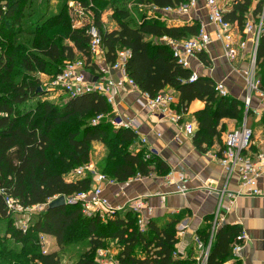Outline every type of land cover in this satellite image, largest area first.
<instances>
[{
  "label": "trees",
  "instance_id": "1",
  "mask_svg": "<svg viewBox=\"0 0 264 264\" xmlns=\"http://www.w3.org/2000/svg\"><path fill=\"white\" fill-rule=\"evenodd\" d=\"M27 1L0 0V18L14 19V28L21 23L14 29L12 41L5 42L0 36V189L24 207L46 204L61 195L71 197L87 192L92 186L91 176L68 182L66 175L92 163L96 144L104 145L109 153L102 173L117 182L124 183L138 176L148 178L153 171L168 175V168L160 159L152 156L146 160L147 150L138 153L132 150L138 140L133 131L114 129L107 121L92 125L99 115L114 116L105 97L91 93L52 105L45 99L46 91L38 93L41 81L36 74L53 77L63 70L64 63L80 60L91 72L96 73L98 66L90 51L88 28H74L71 22L68 2L72 0H42L36 20L22 21L27 15L21 8ZM54 1L56 4L52 7ZM77 1L87 5L88 1L101 0ZM107 1L114 8L113 19L118 30H104L100 11H93L103 38L107 64L116 62L119 51L129 50L127 73L141 92L155 98L166 88H172L179 94L177 110L182 115L188 112L193 101L204 102V109L195 113L198 128L194 145L199 151L208 153L216 142L222 144L224 128H219L221 122L225 119L242 121L244 104L232 96L221 97L216 83L209 78L199 77L190 83L192 71L180 65L171 48L159 41L164 37L173 40L195 37L200 32V24L169 27L158 20L159 16L142 18L140 23L128 10L129 0ZM189 1L137 0V3L163 9ZM119 3L123 6L116 5ZM250 12L258 22L264 15V0L239 1L225 14V19L242 30ZM20 36L24 37L20 39ZM26 36L30 39H24ZM199 56L204 64H211L207 55ZM257 66L264 91V26L257 50ZM16 75L23 78L15 80ZM64 125L69 128L64 137L68 147L60 156V164L55 165L49 152L55 144L56 130ZM1 222L6 228L0 264H60L58 253L43 255L40 234L54 237L61 248L84 239L87 251L73 264H98V250L108 249L110 243L119 246L116 259L120 264H193L181 255L174 256L178 253L177 226L181 222L175 216L151 219L142 233L137 215L131 210L118 212L104 223L99 216L85 217L78 204L66 205L44 211L27 232H23L15 225L5 196L0 192V225ZM238 235L237 228L222 226L214 237L207 264H228ZM206 238L209 241L210 234Z\"/></svg>",
  "mask_w": 264,
  "mask_h": 264
},
{
  "label": "built area",
  "instance_id": "2",
  "mask_svg": "<svg viewBox=\"0 0 264 264\" xmlns=\"http://www.w3.org/2000/svg\"><path fill=\"white\" fill-rule=\"evenodd\" d=\"M224 0H205V7L208 13V24L214 27V33L207 29L206 25H201L198 35L192 38L183 40H173L168 37L161 39V42L168 45L178 63L185 69H191L192 59H197L198 56L207 51L208 47L213 42H220L223 47L225 58L234 63L240 59L241 53L247 49L248 43L251 41L253 48L249 54L250 65L244 71V81L246 96L244 98V119L243 124L239 129L227 132L223 135L224 149L221 155H214L221 166L227 173L228 180L238 178L241 185V190L237 193L227 192V196L236 199L241 195L264 196V193L258 188V180L264 175V146L254 149V132L249 127L250 113L259 116L264 110L253 107V98L256 96L264 104V91L261 89V82L258 76L257 66V50L259 40L263 32L264 15L260 16L258 22L253 20V17H248L243 29L238 25L230 23L225 19V9L223 7ZM198 0H190L187 4H181L176 7L157 8L152 7L155 13L165 17H180L189 15L194 10L197 11ZM68 8L73 13L75 20L74 28H88V34L91 37L90 51L93 59L105 55L103 47V38L101 32L95 24L94 12L90 10L89 5H84L82 2L72 0L68 2ZM77 24V25H76ZM131 57L129 50H121L117 54L116 62L113 65H101L95 62L98 66L96 74H90L86 71V63L84 61H76L67 63L63 70L53 76L49 81L48 86L45 85L51 93L60 92L67 95V98H76L86 94L97 93L107 100V103L112 108V114L99 115L93 121L92 125L97 126L100 123L107 121L115 129H128L139 136L140 123L135 118L126 117L116 114L117 97L122 91H130L139 93L138 104L151 116L161 117L167 121L177 125L187 136L193 137L196 133V127L193 123L185 122L182 114L176 109L177 100L174 92L162 91L155 98H151L148 94L140 91L135 81L131 79L127 73V63ZM111 71L118 74V81H114L109 75ZM98 77L94 82V78ZM199 78L196 72H192L189 80L190 83L195 82ZM216 90L221 97L230 96L224 83H217ZM56 94V93H55ZM141 144L146 147V160L155 156L154 151L148 146L146 138H141ZM87 175L92 177L91 189L87 192L77 193L71 197H66L67 205L78 204L82 209V214L85 217H101L113 218V216L129 208L137 215L138 227L140 232L144 233L149 225L152 216V208L144 199H134L129 201L124 206L115 207L104 196L106 186H120L121 190L125 188V184L131 181H138L144 178L138 176L130 179L127 182H117L105 174L97 170L93 163L81 166L73 171L66 180L68 182H76L84 179ZM170 178V177H169ZM169 182H172L169 180ZM188 180L181 177L177 184L178 192L186 194ZM1 194L5 196L6 205L10 213L21 215L20 213H34L37 211L48 210V205L57 197L51 199L48 203L35 205L32 207H24L16 199L8 196L3 189H0ZM226 193V190H224ZM222 193V196L224 195ZM222 201L214 213L211 223V231L209 243H204L200 237H195V243L200 252L196 259V264H207L210 255V250L213 244L214 237L218 230L225 222L224 214L222 213ZM27 222L22 223L20 229L23 232L28 230ZM181 226L179 232L184 230ZM47 235L40 234L39 243L43 255H48L45 249L47 244ZM248 236L245 232H241L232 246L233 261L240 260L241 264H246L243 258V250ZM175 257H179L178 253H174ZM96 262L98 264H120L117 259L109 255L107 249H100L97 252Z\"/></svg>",
  "mask_w": 264,
  "mask_h": 264
},
{
  "label": "crops",
  "instance_id": "3",
  "mask_svg": "<svg viewBox=\"0 0 264 264\" xmlns=\"http://www.w3.org/2000/svg\"><path fill=\"white\" fill-rule=\"evenodd\" d=\"M239 1L242 0H224L222 4L226 13L231 11ZM104 15L102 16L104 30H118L119 26L112 20L114 25L108 27V21ZM167 19V21H162L169 27H180L197 22L200 26L206 25L207 29L214 33V27L208 24L205 0H198L197 11L194 10L189 15L180 17L168 16ZM138 22L141 23V19ZM154 40L157 41L156 38ZM252 48L250 41L247 49L241 53L240 59L230 63L224 56L221 43L213 42L207 51L201 53L207 55L211 64H204L198 56L197 59H192L190 70L196 72L199 77L213 80L216 84L224 83L230 96L243 103L246 96L243 73L249 66V54ZM94 62L101 65L107 63L105 55L97 57ZM109 75L114 81H118V74L115 71H111ZM165 91L174 92L169 87ZM174 93L177 109L179 94ZM61 94L64 97L67 96L64 93ZM138 98L139 93L137 92L122 91L117 97L116 114L124 118H135L140 123L137 144L132 150L136 153L146 150V147L141 144V138H146L155 157L164 163L169 174L128 182L123 190L118 185L106 186L104 196L115 207L124 206L131 200L141 198L147 201L152 208L151 219L162 220L172 216L181 219L177 226L179 240L177 251L182 259L193 261V264H196V259L200 254L195 237L198 236L204 243H209L206 237L210 234L214 213L222 201V213L225 217L223 226L235 227L239 234L245 232L248 236L243 250L244 261L246 264H264V196L241 195L235 200L227 196V192H239L241 185L238 178L228 180L225 169L214 157L224 147L223 143L216 142L208 153L199 151L194 145V136H187L177 125L166 119L151 116L141 109ZM204 107V102L195 100L190 104L188 112L183 114L184 121L193 123L196 131L198 123L195 113ZM253 107L264 110V104L256 96L253 98ZM249 117V125L254 132V149L261 148L264 146V113L257 116L252 112ZM242 124L243 120L225 119L219 128L223 127L225 134L239 129ZM181 177L188 180L186 194L178 192L177 184ZM257 186L264 193V175L258 180ZM17 217L20 218V216ZM181 226L185 229L179 232ZM107 250L109 255L116 259L118 252L114 253L110 248ZM228 264H241V261L232 259Z\"/></svg>",
  "mask_w": 264,
  "mask_h": 264
},
{
  "label": "rangeland",
  "instance_id": "4",
  "mask_svg": "<svg viewBox=\"0 0 264 264\" xmlns=\"http://www.w3.org/2000/svg\"><path fill=\"white\" fill-rule=\"evenodd\" d=\"M41 2H42V0H28L25 3V6H22V8H21L23 10V14L27 15V17H25L22 21H27L28 19L30 21L36 20V18L38 16L37 11L41 5ZM55 4L56 3L53 2L51 4V6L54 7ZM87 4L89 5V8L91 11H95L97 9H98V12L100 11L99 13L101 14V19H102V16L104 14L106 15V20L108 21V23H107L108 27L114 25V23L112 22V21H114V19H113L114 8L110 2H108L107 0H101L97 3H94L92 1H88ZM116 5L117 6H123V3H119ZM125 5H126V2H125ZM127 7H128V10H130V12H132L133 17H135L137 19V21H139L142 18L148 19L149 17H152V16L153 17L159 16V19H158L159 21L160 20H163V21L168 20L167 19L168 17H165L163 15L155 13V11L152 9V7L149 8L146 5L138 4L137 0H129ZM228 7H230V6H228ZM68 11H69V16H70L71 22L75 26V23H74L75 20L73 19L74 14L71 13L70 8H68ZM251 12H250V15L248 16L250 18L252 17ZM29 14H30V17H28ZM253 20L256 21L255 17H253ZM14 23H15L14 19L4 20V19L0 18V36L3 40H6L5 42H7V41L10 42L14 39L15 35L13 34V31L15 28L19 27V25L21 24V23L19 25L16 24L15 28H14V26H13ZM23 37L24 36H20V39H22ZM24 39H30V38L26 36V38H24ZM248 62L250 65V61H248ZM65 65L66 64L64 63L62 66H65ZM86 71L90 74H93L88 68H86ZM36 77H38L40 79V81H41L40 87H42L43 91H46L47 96L45 95L46 96L45 99L47 101H49L50 104L58 105V104H62L63 102H65L67 100V96L64 97V96H62V94L60 92H56V91H55L56 94L51 93L52 91L48 90V88L45 86V85L48 86L49 81H51V79H52L51 76H48L46 74H36ZM22 78H23L22 75H16L15 76V80H21ZM248 121H250V117H249ZM249 127H250V125H249ZM68 131H69L68 126L64 125V126L59 127L54 134L53 139L55 141V144L51 148V150L49 152V156L55 165L60 164V156L64 153V151L68 147L67 142L64 140V137L67 136ZM108 154H109L108 150L104 145H102V144L94 145L92 163L94 164L95 168L97 170H99L101 173H102V167L105 166L106 159H108ZM74 170H71L70 172H68L66 175V178L69 175H71ZM159 175H160V173H158L157 171H153L151 173L150 177L151 178L157 177ZM125 210H129V208H127ZM42 213H43V211H37L34 213H27V214L26 213H20L21 215L13 214L12 217L15 221V225L18 226L19 228L21 227V222L22 223L27 222L28 227H30L36 221L37 217L39 215H41ZM17 216H20V218H18ZM109 219L110 218L103 219L104 223H107V221H109ZM5 228H6V226L4 225V223L1 222V225H0V249H5V247H4L5 243L3 244V240H4L3 237H4ZM47 236H48L47 237V244L44 245L45 249L48 251V255L52 254V253H58L59 258L61 260L60 264H73L77 260V258L80 254L87 251L88 245H87V242L84 241V239H78L79 241L78 242L76 241V244H71V245H69V247H62L61 248V247H59V245H58V243L54 237L52 238V236H49V235H47ZM11 246H13V245H11ZM109 248L112 250V252H114V253L118 252L119 253V251H118L119 246H117L115 243H110ZM41 251H42V249H41Z\"/></svg>",
  "mask_w": 264,
  "mask_h": 264
},
{
  "label": "water",
  "instance_id": "5",
  "mask_svg": "<svg viewBox=\"0 0 264 264\" xmlns=\"http://www.w3.org/2000/svg\"><path fill=\"white\" fill-rule=\"evenodd\" d=\"M97 79L98 77H95L94 82H96ZM38 93H43L42 87H39ZM66 205H67L66 197L64 195H61L49 203L48 210H53L56 208L64 207Z\"/></svg>",
  "mask_w": 264,
  "mask_h": 264
}]
</instances>
